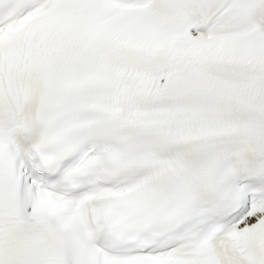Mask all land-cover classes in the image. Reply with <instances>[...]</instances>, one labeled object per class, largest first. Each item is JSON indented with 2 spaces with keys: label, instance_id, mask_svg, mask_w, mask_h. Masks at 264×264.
<instances>
[{
  "label": "snow or ice",
  "instance_id": "snow-or-ice-1",
  "mask_svg": "<svg viewBox=\"0 0 264 264\" xmlns=\"http://www.w3.org/2000/svg\"><path fill=\"white\" fill-rule=\"evenodd\" d=\"M0 264H264V0H0Z\"/></svg>",
  "mask_w": 264,
  "mask_h": 264
}]
</instances>
